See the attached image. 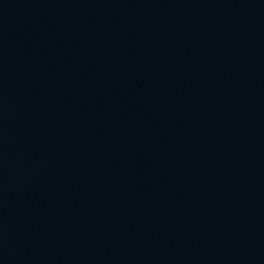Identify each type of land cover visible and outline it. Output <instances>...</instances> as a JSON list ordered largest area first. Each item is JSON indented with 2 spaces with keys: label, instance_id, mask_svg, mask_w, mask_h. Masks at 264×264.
<instances>
[{
  "label": "water",
  "instance_id": "1",
  "mask_svg": "<svg viewBox=\"0 0 264 264\" xmlns=\"http://www.w3.org/2000/svg\"><path fill=\"white\" fill-rule=\"evenodd\" d=\"M0 264H264V0H0Z\"/></svg>",
  "mask_w": 264,
  "mask_h": 264
}]
</instances>
